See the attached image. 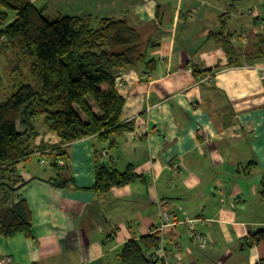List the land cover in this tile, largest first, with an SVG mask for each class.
Returning <instances> with one entry per match:
<instances>
[{"label": "crops", "instance_id": "1", "mask_svg": "<svg viewBox=\"0 0 264 264\" xmlns=\"http://www.w3.org/2000/svg\"><path fill=\"white\" fill-rule=\"evenodd\" d=\"M30 1L51 18L86 17L93 27L103 18L139 26L156 21L150 56L158 63L154 71L142 64L118 76L126 99L121 119L134 128L116 147L95 136L69 143L60 170L46 151L37 152L18 164L21 180L10 181L12 193L0 174V199L8 197L0 201H26L33 226L32 236L0 234V264H124V245L154 233L176 264L264 260V241L250 240L264 227V57L251 62L241 56L244 65L227 67L229 55L217 35L232 33L241 49L256 41L264 35V0L250 6L242 5L245 0ZM217 65L213 76L205 73ZM36 128L37 146L60 143L44 122ZM99 148L118 170L132 166L139 177L105 194L88 189ZM60 172L71 178L66 187L49 181ZM193 218L202 219L196 226L208 239L205 246L189 234L186 220Z\"/></svg>", "mask_w": 264, "mask_h": 264}, {"label": "trees", "instance_id": "2", "mask_svg": "<svg viewBox=\"0 0 264 264\" xmlns=\"http://www.w3.org/2000/svg\"><path fill=\"white\" fill-rule=\"evenodd\" d=\"M225 16L228 12L222 14ZM0 27V50L12 58L10 78L19 84L12 95L0 101V174L8 192L15 191L10 181L21 180L18 164L35 153L46 151L52 158L51 166L60 170L67 166L59 165L67 144L95 136L112 148L124 131L134 128L133 122L121 119L126 99L118 90L117 79L127 67L144 64L147 71L156 69L158 60L150 56L157 45L156 21L139 26L127 18H103L93 27L86 17L60 14L51 18L46 8L30 0H0ZM217 35L229 55L227 67L244 65L239 61L241 56L251 62L264 57V35H257L256 41L242 49L234 44L232 33L221 31ZM220 70L217 65L205 73L213 76ZM194 74L202 76L197 68ZM38 117L60 143L35 144ZM102 151L96 150V179L88 189L105 194L139 177L132 166L118 170L103 158ZM49 181L53 186L66 187L71 178L60 172ZM7 199L3 195L0 200ZM32 227L26 201L8 205L0 201V234L12 237L22 232L32 236ZM250 240L252 244L264 241V227L253 232ZM160 245L157 233L130 240L121 250V260L124 264H153L148 252Z\"/></svg>", "mask_w": 264, "mask_h": 264}, {"label": "rangeland", "instance_id": "3", "mask_svg": "<svg viewBox=\"0 0 264 264\" xmlns=\"http://www.w3.org/2000/svg\"><path fill=\"white\" fill-rule=\"evenodd\" d=\"M255 1L254 0H245L242 2L243 6H250V4H254ZM261 10H263L264 5L260 6ZM1 29V27H0ZM1 43V40H0ZM11 57L8 56L7 51H1L0 50V75L2 76V80L0 81V101L6 100L10 95H12V93L19 87L18 83L15 82V80L13 81L10 78V65L12 63L11 61ZM35 125L36 127L42 126L43 125V118L42 117H38L35 120ZM21 130L24 129L21 125H19ZM34 159V158H33ZM32 159V160H33ZM30 161V160H29ZM27 162V166L31 167L32 164L31 162ZM36 161V160H34ZM28 169V168H27Z\"/></svg>", "mask_w": 264, "mask_h": 264}, {"label": "built area", "instance_id": "4", "mask_svg": "<svg viewBox=\"0 0 264 264\" xmlns=\"http://www.w3.org/2000/svg\"><path fill=\"white\" fill-rule=\"evenodd\" d=\"M179 166V163H175L173 165V168L179 169ZM164 215H167V213L165 212ZM198 221H202V219L193 218L186 220V222L189 224V234L195 242L199 243L201 246H205L208 242V239L200 230L197 229L196 225ZM149 257L151 259L162 260L163 264H176L173 259V255L167 251L163 242H161V245L158 248H156L150 253ZM257 264H264V260H259Z\"/></svg>", "mask_w": 264, "mask_h": 264}]
</instances>
